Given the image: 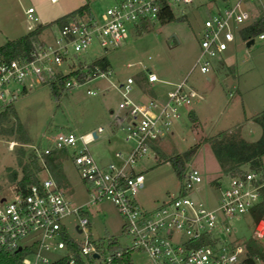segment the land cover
I'll return each mask as SVG.
<instances>
[{"label":"built area","instance_id":"obj_1","mask_svg":"<svg viewBox=\"0 0 264 264\" xmlns=\"http://www.w3.org/2000/svg\"><path fill=\"white\" fill-rule=\"evenodd\" d=\"M203 1L207 0H114L100 13L89 8L68 14L57 26L52 42L31 41L29 57L8 56L0 51V108L12 102L15 90L24 89L27 78L57 83V74H67L59 84L66 88L86 77H105L110 73L108 69L87 66L101 55L88 60L80 57L92 43L103 50L121 45L128 31L143 19H156L159 2L173 13L174 7L196 8ZM209 4L211 10L201 22L198 52L187 72L196 67L206 73L210 58H220L243 25L259 18L264 20V0H233L221 7ZM25 13L28 22L36 19L32 6H27ZM249 38L264 45V27L242 40ZM61 64L66 65V71L60 68ZM141 66L148 90H141L133 75L115 85L121 113L114 115V122L123 132L124 141L130 143L127 149H116L112 158L103 161L92 155L87 141L103 131L100 125L84 134L58 132L52 143L43 147L30 144L45 170L44 155L64 148L84 184L87 199L72 203L50 175L36 182L27 181L23 190L13 189L9 198L0 195V249L24 251L21 264H93L96 260L103 264L122 251H129L132 264H264L259 254L250 253L247 248L248 239L264 240V217L252 219L248 237L240 241L228 237L232 218L243 214L251 217L250 207L260 200L259 187L264 184L261 170L239 167V172L225 173L223 184L219 178L210 180L216 189V201L213 206H206L191 196L202 177L196 166L188 165L175 192L167 193L151 208L136 203L134 195L143 184L136 162L172 132L171 125L181 114L180 106L196 95L185 82L187 74L170 82L160 80L149 65ZM86 68L88 75L84 76L81 72ZM152 82L170 86L158 91L150 87ZM134 85L136 95L130 94ZM85 91L96 92L88 87ZM104 200L111 202L123 218L127 241L121 248H108L114 239L111 234L90 231L91 219L82 205ZM68 215H73L71 227L79 239L69 233L64 221ZM133 252L139 256L137 261L132 260Z\"/></svg>","mask_w":264,"mask_h":264},{"label":"rangeland","instance_id":"obj_2","mask_svg":"<svg viewBox=\"0 0 264 264\" xmlns=\"http://www.w3.org/2000/svg\"><path fill=\"white\" fill-rule=\"evenodd\" d=\"M114 0H0V44L25 31L27 6H32L36 19L32 24H41L40 39L45 43L52 42L53 33L58 23L56 18L74 10L80 4L86 3L88 9L100 13ZM233 0H207L196 8L180 5L173 8L172 19L166 21L147 20L140 29H131L117 47L103 50L91 44L80 57L86 60L102 55L108 61L105 77H95L79 82L75 86L60 87L59 95L55 97L47 83L29 78L23 81L24 89L15 90L12 104L16 117L8 115V123L19 120L28 135L29 143H21L14 138V132H5V126H0V195L9 198L13 195L16 181L20 177V167L17 163L18 151L21 145L23 160L28 161V153L32 151L30 144L43 147L52 143L56 133L72 131L84 134L97 125L103 131L97 138L87 141L89 151L99 161L112 158L116 149L125 150L129 142L124 141L123 132L114 122V115L120 114L117 107L120 99L116 88L117 82L127 75L134 78L141 76L142 64L149 65L160 80L175 82L186 75V84L196 91L188 104L180 106V117L171 125L172 132L165 135L152 149L142 156L135 164V169L143 174V184L136 191V203L143 208H151L166 197L167 193L175 192L180 180L168 156L181 153L194 142L199 146L184 162L196 166L202 177L197 190L191 196L202 201L206 206H213L216 201V189L209 183L219 178L221 184L226 180L225 173L220 169L219 162L210 149V140L220 132H234L247 141L255 139L260 132V126L253 120L257 114L264 113V45L257 39L245 44V41L235 33L234 40L221 53L220 58H210V69L201 73L194 67L188 69L198 52L201 22L211 10L209 2L221 7L225 2ZM249 6V3H244ZM136 30V31H135ZM84 69L82 65L79 66ZM60 68L66 71V65ZM88 75L86 68L81 72ZM169 84L152 82L150 87L163 91ZM96 90L86 93V88ZM134 85L130 94L136 95ZM193 115V117H190ZM37 159V157H36ZM38 164L39 160L37 159ZM61 181L60 188L65 197L72 203H83L87 199L84 184L77 173L69 155L59 157ZM264 163V155L262 156ZM248 168L247 163L239 165ZM16 171L15 179H10V171ZM39 179L50 175L41 166L34 173ZM51 176V175H50ZM55 181V179L51 176ZM91 219L90 231L93 234H111L116 242L123 245L127 236L122 230L123 218L115 206L107 201L85 203L82 205ZM64 221L68 224L69 233L79 239L71 224L73 215H68ZM252 218L243 214L232 218L228 237L237 241L249 236ZM264 251V240H254ZM132 260L139 256L133 252ZM93 264L100 263L97 260Z\"/></svg>","mask_w":264,"mask_h":264},{"label":"trees","instance_id":"obj_3","mask_svg":"<svg viewBox=\"0 0 264 264\" xmlns=\"http://www.w3.org/2000/svg\"><path fill=\"white\" fill-rule=\"evenodd\" d=\"M82 9H86L88 6L86 3L80 4L71 12L64 14L58 18H56V23L61 25L65 19V17L74 12H80ZM174 17L171 10L164 5L162 2H159V7L157 9L156 20L158 21H166L172 19ZM147 20H142L139 25L135 27V29H140L146 25ZM264 27V20L262 18L251 20L247 24L243 25L239 30L238 34L242 39L246 37H251L258 30ZM42 29V25L36 24L32 29L22 33L14 38L6 39L3 43L0 44V51L4 54L10 56L12 54H16L22 58L29 57V50L31 49V41L37 40L38 33ZM136 31V30H135ZM93 65L99 66L101 69H108V61L104 56L97 57L93 59L87 66L93 67ZM67 74H57L58 82L50 81L47 84L50 87L51 93L57 97L59 95V84L61 81L67 77ZM143 74L135 78L137 82L143 80ZM78 80H81V76L78 77ZM61 87V86H60ZM8 115H12L16 117V111L12 104L9 102L0 108V126H5V132L12 133L14 132V138L21 143H29L28 135L26 130L23 128L22 124L19 120H15V122L8 123ZM190 117H193L191 115ZM253 120L260 126L259 135L251 140L247 141L242 137H239L234 132H220L217 136L212 137L210 140V149L213 152L214 156L217 158L220 169L224 173L234 174L239 172V165L242 163H247L249 168H253L255 170H261L262 175L264 176V167L262 163V156L264 155V113L257 114L253 117ZM2 124V125H1ZM199 141L194 142L192 145L188 146L181 153H174L168 156V160L171 163V166L177 176L180 178L181 173L184 169V162L187 160L199 146ZM153 148L158 150L157 146L153 145ZM17 149V163L20 167L21 175L17 179V185L14 189L23 190V185L27 181L36 182L34 173L40 168V165L37 162L36 156L33 151L28 153L29 160H23V149L21 145L16 147ZM158 153L161 154L160 150ZM66 150L64 148L50 151L49 153L44 155V161L48 170V173L55 179V183L57 186H61V181L59 180L60 174V162L59 157L62 155H66ZM16 171L13 169L10 171V179H15ZM214 182V180H211ZM260 192V200L253 204L250 209V215L253 220H256L258 217H264V184L259 187ZM121 248V245L116 242V239H112L108 248ZM247 248L250 253H257L260 255L263 263H264V251L260 246L255 244V241L252 239H248ZM24 251H7L5 249H0V264H21L20 258ZM92 263V262H91ZM101 264V263H97ZM103 264H132L129 251H122L120 255L113 256L109 263Z\"/></svg>","mask_w":264,"mask_h":264},{"label":"crops","instance_id":"obj_4","mask_svg":"<svg viewBox=\"0 0 264 264\" xmlns=\"http://www.w3.org/2000/svg\"><path fill=\"white\" fill-rule=\"evenodd\" d=\"M25 23H26V24H25V31L22 32V33H25L26 31L32 29V28L36 25V24H32L31 21L28 22L27 20H26ZM28 24H30V25H28ZM40 31H41V30H40ZM22 33H20V34H22ZM20 34H19V35H20ZM37 37H38L39 40H41V39H40V32L38 33ZM137 84H138V86H139V88H140L141 90H144V89H147V90H148V88H149V84H147V83L144 81V79H143L142 81L137 82Z\"/></svg>","mask_w":264,"mask_h":264},{"label":"water","instance_id":"obj_5","mask_svg":"<svg viewBox=\"0 0 264 264\" xmlns=\"http://www.w3.org/2000/svg\"><path fill=\"white\" fill-rule=\"evenodd\" d=\"M252 42V39H248L246 42H245V44H249V43H251ZM17 249H18V247H17ZM93 256H96V253H93Z\"/></svg>","mask_w":264,"mask_h":264}]
</instances>
